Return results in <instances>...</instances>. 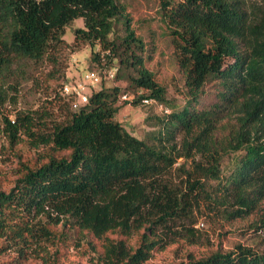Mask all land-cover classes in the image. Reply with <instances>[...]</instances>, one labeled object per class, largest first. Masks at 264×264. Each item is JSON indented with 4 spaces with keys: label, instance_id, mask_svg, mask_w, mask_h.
<instances>
[{
    "label": "trees",
    "instance_id": "obj_1",
    "mask_svg": "<svg viewBox=\"0 0 264 264\" xmlns=\"http://www.w3.org/2000/svg\"><path fill=\"white\" fill-rule=\"evenodd\" d=\"M125 9L121 0H0L2 131L38 153L19 161L8 187L0 184V255L10 256L0 264L47 261L74 235L94 246L100 264H150L154 251L189 230L185 221L202 204L244 217L264 202V21L251 17L245 0H161L188 89L185 105L171 109ZM79 18L74 39L91 45L97 63L88 70L101 76L88 101L75 108L65 83L60 94L74 109L63 118L32 109L11 118L4 107L16 89L13 64L60 48ZM118 24L124 35L112 38ZM115 57L114 79L144 90L137 97L122 100L120 82L103 86ZM209 83L215 97L204 104ZM143 98L170 109L155 118L152 140L116 120ZM255 228L260 245L217 249L192 264H264V213Z\"/></svg>",
    "mask_w": 264,
    "mask_h": 264
},
{
    "label": "rangeland",
    "instance_id": "obj_2",
    "mask_svg": "<svg viewBox=\"0 0 264 264\" xmlns=\"http://www.w3.org/2000/svg\"><path fill=\"white\" fill-rule=\"evenodd\" d=\"M121 3L126 8L125 12L131 20L132 28L148 48L145 53L146 66L155 73L156 81L165 88L167 105L171 109H181L187 101L188 89L170 28L162 15L161 0H121ZM245 5L256 22L264 21V0H245ZM83 26V20L76 19L66 29V43L48 53L43 59L33 61L19 58L13 64L10 80L16 89H11L13 96L5 104L6 114L14 118L17 111L32 109L59 119L63 118L70 108L74 109L71 100L62 97L60 88L65 83L84 82V73L95 68L97 63L93 59L91 45L74 39V29ZM124 32L123 25L118 24L112 38L121 37ZM100 49L99 45L95 47V51ZM111 62L113 67L118 68L119 58L115 57ZM110 78L103 82V86L113 87L120 82L126 89V98L122 96V100L135 98L144 92L130 87L126 81ZM214 97L215 86L209 83L201 101L205 104ZM158 116H162L159 107L140 101L124 105L116 115V120L133 135L152 140L157 132V127L153 124ZM229 126H233L232 123ZM2 128L3 120L0 115V184L8 187L15 177L19 161L34 159L38 153L26 140L12 144ZM229 130L230 127H224L221 136H225ZM227 162L226 158L224 165ZM263 213L264 202L253 213L244 217H228L221 209L202 204L195 210L194 221H185L189 230H181L171 243L154 251L150 264H192L194 259L217 249L228 250L239 243L258 246L262 236L255 228V221ZM180 229L181 226L177 230ZM131 238L135 241L137 236L133 235ZM2 244L3 240L0 239V246ZM94 250V246L85 238L74 235L58 242L53 247L49 260L32 257L27 264H100ZM9 257V254L3 252L0 260H7Z\"/></svg>",
    "mask_w": 264,
    "mask_h": 264
},
{
    "label": "built area",
    "instance_id": "obj_3",
    "mask_svg": "<svg viewBox=\"0 0 264 264\" xmlns=\"http://www.w3.org/2000/svg\"><path fill=\"white\" fill-rule=\"evenodd\" d=\"M116 71L117 68L112 67L110 69H107L106 74H108L109 77H114ZM83 79L84 82L73 83V84L67 83L64 85L63 88L65 93H72L76 97V100L74 101L73 104L75 108H78L81 103H85L88 101L89 91L98 84V82L101 79V76L96 70H88L84 73ZM123 98H126V95H123ZM142 102L148 105L155 104L157 105V107L160 108L161 111L166 113L170 112V109L168 107L157 103V101L153 98H143Z\"/></svg>",
    "mask_w": 264,
    "mask_h": 264
}]
</instances>
